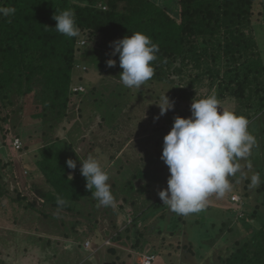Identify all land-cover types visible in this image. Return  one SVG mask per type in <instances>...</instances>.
I'll return each instance as SVG.
<instances>
[{
  "label": "trees",
  "instance_id": "16d2710c",
  "mask_svg": "<svg viewBox=\"0 0 264 264\" xmlns=\"http://www.w3.org/2000/svg\"><path fill=\"white\" fill-rule=\"evenodd\" d=\"M0 6L16 9L15 13L8 17L0 15V105L3 108L13 106L14 96L23 97L31 94L36 103L44 109L50 106L55 111L53 119L55 121L60 119L59 117L66 118L65 110L69 108V103H72V97L75 96L80 97V110H85V106L91 105L96 114L100 112L102 119H105L101 121L109 127L112 126L113 118L115 119L126 105L122 93L125 90L119 89L117 92L115 90L109 99L103 98L99 90L110 91V87L117 89L121 84L116 81L106 83L109 81L99 80L95 76L94 81L99 80L97 83L99 88L96 85L88 87L89 80L84 79L89 71L85 69L82 70L85 76L81 74L79 77L82 83H78L87 88V92L83 94L73 90L74 74L82 66L92 65L90 61L83 63L78 61L82 55L88 57L89 48L94 46L107 50L111 54L108 57L117 61L114 68L122 72L119 66V54L112 55L110 43L140 31L150 36L153 43L159 45L157 60L152 62L155 74L145 86L154 82H172L176 79L183 83L185 73L192 69L197 72L194 78L188 80L191 88L196 87L198 83H204L207 87L215 89L219 97L230 101L237 100V114L245 116L249 122L253 117L264 113V60L255 38L256 33L253 32L255 0H0ZM65 9L75 11L76 23L80 29L79 37L69 38L56 31V21L53 16ZM81 40H88L93 44L79 52ZM105 65L100 63L101 67ZM181 91L183 98H189L194 94L186 87H182ZM46 114L48 113H35L32 117L44 121ZM51 122H47L49 128L53 126ZM78 125V121L72 123L73 128ZM38 154L39 158H36L34 166L39 169L49 188L39 192L43 199L42 206L59 211L71 210L85 199L94 215H98L100 209L106 216L117 213L111 210L113 206L100 207L92 198L91 192L86 188V179L80 173L81 162L78 159V157L86 159L87 156L77 157L72 142L56 138L44 145ZM104 154V152L100 153L98 158L103 159ZM115 155V153L110 154L109 162H102V165L109 173L112 193L114 191L119 193L121 201L127 202L132 197V193L136 191L141 194L145 187L136 189L133 182L136 178L127 179L124 183L115 186L116 178L112 176L109 166L113 164V160L121 164L122 157L126 154H121L120 159H114ZM251 157L252 161L257 158L253 155ZM69 158L76 160V169L68 168L66 161ZM258 165L256 169L260 171L257 172L264 179L263 169L261 170ZM135 175L137 178H144L141 173ZM168 177L169 175L165 176L162 184H158L160 189L167 185ZM258 192L259 195L255 199L257 204L247 218L254 217L255 213H261L262 216L264 214V211L260 210V207L264 210V189L261 188ZM0 195L6 196V193L0 191ZM58 195L68 200L67 206L63 208L57 206ZM241 197L246 196L242 193ZM115 198L116 196L114 203ZM147 199L145 197L146 201ZM22 200L17 194L14 201ZM227 203L231 206L237 205V202L231 198L227 199ZM26 205H23L25 210L29 211L30 208L36 211L37 216H33L38 222L51 223V220H55L44 207L38 209L35 203ZM118 208L121 209L122 205ZM164 210L165 213L159 216L158 230L162 231L164 227L173 229L168 215L175 216L176 213L170 211L158 195L153 200H149L144 209H136L140 215L134 212L136 215L131 219L132 226L126 228L123 233L129 239L136 237L131 235L133 226H137L138 222L146 220L157 211ZM226 212L235 216L234 212ZM220 213L218 208L208 203L205 209L192 214L197 216L196 218H186L178 227L192 220L195 224L203 226L205 231H212L210 226L219 223L217 216L219 218ZM225 217L229 218V216ZM180 218L181 216L178 219ZM219 225L220 235L224 231L223 224ZM121 229L124 230V227ZM169 232L175 233L174 230ZM123 233L120 237L114 236L115 233L111 234V232L108 236H104L107 238L105 245H110L113 241L114 246L105 249L107 254H114L118 259L121 258L118 253H125L116 248L117 243L123 242ZM150 237L151 235L142 232L137 233L135 246H139V252H136L138 255L144 253L142 244L149 243ZM248 240L225 246L226 254H220L218 257L210 255L209 262L202 261L200 256L198 258L192 256L186 264H194L196 259L195 264H264V223ZM152 246L154 247L152 252L147 250L148 253L155 255L152 264L156 256L162 258V264L164 260L167 261L164 250L175 252L172 251L170 244H166L161 249L154 244Z\"/></svg>",
  "mask_w": 264,
  "mask_h": 264
},
{
  "label": "rangeland",
  "instance_id": "374dc122",
  "mask_svg": "<svg viewBox=\"0 0 264 264\" xmlns=\"http://www.w3.org/2000/svg\"><path fill=\"white\" fill-rule=\"evenodd\" d=\"M253 23V32L256 33L255 38L264 60V0H255ZM85 41V45H81L78 49L79 52L93 44L88 40ZM89 49V56H79L78 62L90 61L92 65L82 66L75 72L72 86L83 94L87 92L85 86L78 84L82 83L79 77L81 74L84 75L82 70L85 69L89 71L85 74L86 76L84 75V80H89L88 87L97 86L101 79L109 81L106 83L119 82L121 86L117 89L110 87V91L99 90L105 99L112 97L115 90L116 92L119 89L125 90L122 93L125 96L126 105L115 119L113 118L112 126L104 124L101 120L105 119H102L100 112L96 114L91 105L85 106V110H80V97L75 96L72 97L69 108L65 110L66 118L59 117L60 119L55 121L53 120L55 111L50 106L44 109L36 103L31 94L23 97L14 96L13 106L9 108H3L0 105V191L6 193V196L0 195V264H136L137 258L140 257L136 253L139 252V246H135L138 232L151 235L150 242L142 244L143 251L152 252L154 249L152 244L160 249L166 244L172 245L171 249L175 252L164 250L167 261L164 260L163 264H169V262L186 264L192 256L195 258L200 256L202 261L209 262L210 255L218 257L220 254H226L225 246L235 245L236 242L243 243L252 238L264 223V214L262 216L261 213H255L254 217L247 218L257 204L255 199L259 195L258 191L261 188L264 189V184L259 188L249 187L251 176L260 171L256 169L258 164L261 165H258L259 168L263 169L262 175L264 174V167L262 168L264 113L253 117L248 126L257 141L251 155L257 158L252 161L250 156L247 160L238 161L241 172L247 178L238 172L235 177L229 178L232 184L230 192L223 197L215 194L209 197V203L221 212L219 218L217 216L219 223L210 226L212 231H205L203 226L195 224L192 220L184 221V226L178 227L184 219L197 217L192 214L180 215V219L178 214L168 215L173 229L164 227L162 231H159V216L165 213L164 210L157 211L146 220L138 222L137 226H133L131 235L136 237L130 239L126 237L123 232L132 226L131 219L136 215L134 212L140 215L136 209H144L149 200L156 198L162 189L158 184H162L163 178L170 175L169 168L161 159V155L163 138L173 126L174 117L177 115L189 117L193 99L204 98L213 93L224 108L236 112L238 103L235 99L230 101L219 97L215 89L207 87L204 83H198L196 87L191 88L188 80L194 78L197 72L192 69L185 73L183 83L176 79L172 82L143 85L139 90L127 88L119 79L121 73L119 70L106 65L100 66L101 62L106 64L107 60L111 59L108 57L110 53L98 46ZM95 76L98 77V82L94 81ZM182 87L188 88L189 92L194 94L189 98H183ZM164 94L174 101V107L166 114L159 116L160 108L157 104L163 103ZM120 103H122L121 100ZM15 110L16 112H13ZM43 112L48 113L44 121L41 118L32 117L35 113ZM6 116L9 117L5 120ZM157 116L159 119H154ZM49 121L53 123L52 128H49V123L47 124ZM74 121H78L79 124L76 128L72 127ZM15 137L22 141L20 150H15L12 145ZM56 138L72 142L74 152L82 158L89 154L98 158V155L104 152L103 159L98 158L101 163L109 162L110 154L115 153L114 159H120V155L125 153L121 164L113 160V164L109 166L112 176L116 178L115 186L124 183L127 179L136 178L133 179L136 189L143 186L145 189L141 194L136 191L132 193V197L127 202L121 201V195L114 191L113 196H116V201L111 210L117 212L114 213L115 215L110 213L106 216L101 209L98 215L92 214L89 203L85 199L71 210L59 211L45 208L46 206H42L43 199L39 192L49 188L34 163L36 158H39L40 149ZM139 173L144 175V178H137L135 174ZM164 188H167V185ZM242 193L246 196L245 198L241 197ZM17 194L22 197V201H14ZM232 195L236 197L237 205L231 206L227 203V199L232 200ZM145 197L148 198L147 201ZM31 203H35L38 209L44 207L55 220H51V223L38 222V219L34 218L37 216L36 211L30 208L27 211L23 207ZM119 205H122L121 209L118 208ZM260 210L264 211L261 207ZM226 211L234 212L235 216ZM125 216L127 217L124 221ZM220 223L223 224L224 232L219 235ZM120 226L124 227V230ZM169 230L171 232L174 230L175 233L171 234ZM110 232L119 237L123 233L122 244L117 243L116 246L117 249L125 252L118 253L121 256L120 259L114 254H107L105 250L114 247L113 241L110 245L104 243L107 239L104 236H108ZM164 238L166 240H163ZM156 257L153 264H162V258Z\"/></svg>",
  "mask_w": 264,
  "mask_h": 264
},
{
  "label": "clouds",
  "instance_id": "9594fccd",
  "mask_svg": "<svg viewBox=\"0 0 264 264\" xmlns=\"http://www.w3.org/2000/svg\"><path fill=\"white\" fill-rule=\"evenodd\" d=\"M15 11V7L0 6V15L4 17ZM53 19L57 32L69 38L80 36L73 9L54 14ZM110 46L113 56L119 54L122 69L119 79L125 87L139 90L153 78L155 67L152 62L157 60L159 45L153 43L150 36L137 31L112 41ZM116 64L115 59L106 62L109 68ZM157 105L160 108L159 116H162L174 107V101L164 94L163 103ZM159 116L154 119H159ZM248 126L249 120L245 116L224 108L214 93L193 99L191 115L175 116L173 126L163 138L161 159L170 172L167 188L158 192L163 204L170 211L187 216L205 209L213 194L223 197L230 192L232 184L229 178L241 172L238 161L247 160L257 143ZM78 159L81 162L80 173L86 179V188L98 206H114L110 176L101 161L91 154L86 159ZM66 164L69 169L77 167L76 160L71 158L67 159ZM241 176H244L243 172ZM69 177L72 179L71 175ZM250 180V188H259L264 184L259 173L253 174ZM68 203V200L57 196L59 208Z\"/></svg>",
  "mask_w": 264,
  "mask_h": 264
},
{
  "label": "built area",
  "instance_id": "2783aa9c",
  "mask_svg": "<svg viewBox=\"0 0 264 264\" xmlns=\"http://www.w3.org/2000/svg\"><path fill=\"white\" fill-rule=\"evenodd\" d=\"M81 41H83V43H81ZM79 42L80 45H83L85 43L84 40H81ZM73 90H77V88H73ZM13 147L15 150H19L22 147V141L19 138L14 139L13 143H12ZM232 200H236V197L233 195L232 196ZM138 256H140L138 258V263L137 264H152L153 260H154V255L150 254V253H141Z\"/></svg>",
  "mask_w": 264,
  "mask_h": 264
},
{
  "label": "crops",
  "instance_id": "0c3cea01",
  "mask_svg": "<svg viewBox=\"0 0 264 264\" xmlns=\"http://www.w3.org/2000/svg\"><path fill=\"white\" fill-rule=\"evenodd\" d=\"M253 149H255V146L252 148V150H253ZM235 195H236V194H235ZM144 253H148V252H147V251H144ZM151 254H153V253H151ZM153 255H154V254H153ZM154 256H155V255H154Z\"/></svg>",
  "mask_w": 264,
  "mask_h": 264
}]
</instances>
